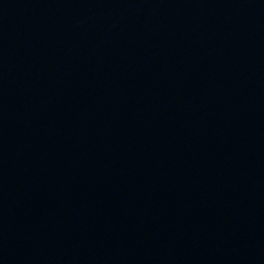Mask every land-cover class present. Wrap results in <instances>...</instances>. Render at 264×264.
Instances as JSON below:
<instances>
[{"label":"water","instance_id":"water-1","mask_svg":"<svg viewBox=\"0 0 264 264\" xmlns=\"http://www.w3.org/2000/svg\"><path fill=\"white\" fill-rule=\"evenodd\" d=\"M0 264H264V0H0Z\"/></svg>","mask_w":264,"mask_h":264}]
</instances>
